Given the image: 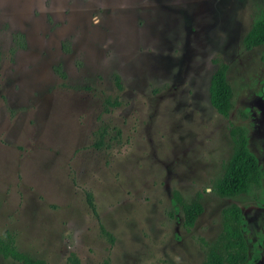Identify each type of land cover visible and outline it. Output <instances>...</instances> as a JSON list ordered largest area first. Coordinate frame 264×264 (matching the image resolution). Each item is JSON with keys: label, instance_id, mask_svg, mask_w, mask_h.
<instances>
[{"label": "rangeland", "instance_id": "rangeland-1", "mask_svg": "<svg viewBox=\"0 0 264 264\" xmlns=\"http://www.w3.org/2000/svg\"><path fill=\"white\" fill-rule=\"evenodd\" d=\"M261 14L264 0H0V234L47 264H198L196 237L211 242L235 203L245 264H264V44L241 42ZM219 62L261 173L222 198ZM173 190L201 194L188 231Z\"/></svg>", "mask_w": 264, "mask_h": 264}, {"label": "trees", "instance_id": "trees-1", "mask_svg": "<svg viewBox=\"0 0 264 264\" xmlns=\"http://www.w3.org/2000/svg\"><path fill=\"white\" fill-rule=\"evenodd\" d=\"M242 46L245 49L264 44V14L256 17L249 29L242 37ZM216 63L215 60H213ZM227 65L219 62L211 72L207 83L208 102L211 107L223 118H226L231 109L232 91L225 79ZM114 84L120 88L117 76ZM226 130L231 142V152L221 164V174L215 180L212 191L219 197L233 196L246 193L257 188L260 183V169L255 156L247 147L246 130L241 125L226 123ZM198 192L189 200H184L177 190L172 191V199L178 205L181 214V226L190 229L197 217L202 213L203 207L199 201ZM88 207L93 206L89 195L85 196ZM242 217L239 208L230 203L220 209V228L211 242L202 237H196V242L202 250V259L198 264H238L245 260L247 246L242 235ZM101 233L112 242V236L99 226ZM0 257L11 259L20 264H46L43 259L33 258L19 251L14 244V236L8 230L0 234ZM67 259L71 264H79L76 257ZM97 264H112L109 257L102 258Z\"/></svg>", "mask_w": 264, "mask_h": 264}, {"label": "flooded vegetation", "instance_id": "flooded-vegetation-1", "mask_svg": "<svg viewBox=\"0 0 264 264\" xmlns=\"http://www.w3.org/2000/svg\"><path fill=\"white\" fill-rule=\"evenodd\" d=\"M261 45V44H260ZM252 48V47H251ZM251 48H249V49H251ZM245 49V48H244ZM249 49H246V50H249ZM227 69V68H226ZM226 72V71H225ZM211 106V105H210ZM215 111V110H214ZM218 114V113H217ZM219 115V114H218ZM220 116V115H219ZM228 116H229V112H228V115H227V117L226 118H223L222 116H220V117H222L224 120H226V123L229 121L228 120ZM229 122H231V121H229ZM232 123V122H231ZM236 125V124H235ZM225 128H226V124H225ZM227 131V130H226ZM228 135V134H227ZM229 138V137H228ZM260 169V168H259ZM260 180H261V176H260ZM215 182V181H214ZM213 188V187H212ZM249 192V191H248ZM248 192H246V193H248ZM196 193V192H195ZM199 194H200V192H198ZM214 193V192H213ZM246 193H240L241 195L242 194H246ZM180 194V193H179ZM215 194V193H214ZM194 195V194H193ZM192 195V196H193ZM216 195V194H215ZM238 195V194H237ZM191 196V197H192ZM217 196V195H216ZM234 196V195H233ZM182 197V196H181ZM190 197V198H191ZM219 197V196H218ZM224 197H226V196H224ZM189 198V199H190ZM200 198H201V194H200ZM200 198H199V201H200ZM222 198V197H221ZM188 199V200H189ZM201 203V202H200ZM233 204H235V203H233ZM177 205V204H176ZM202 205V204H201ZM236 205V204H235ZM178 206V205H177ZM237 206V205H236ZM238 207V206H237ZM179 208V207H178ZM239 208V207H238ZM239 211H240V214H241V210H240V208H239ZM198 218V217H197ZM195 223V222H194ZM194 225V224H193ZM241 228H242V224H241ZM185 230V229H184ZM189 230V229H188ZM188 230H185V231H188ZM4 232V231H3ZM2 232V233H3ZM243 235V234H242ZM14 244H15V239H14ZM16 246V245H15ZM247 246V245H246ZM17 248V247H16ZM18 249V248H17ZM19 250V249H18ZM20 251V250H19ZM25 253V252H24ZM29 255V254H28ZM30 256V255H29ZM32 257V256H31ZM33 258H38V257H33ZM4 259V258H3ZM41 259V258H40ZM9 260H11V259H9ZM44 260V259H43ZM78 260V259H77ZM13 261V260H12ZM45 261V260H44ZM248 261V252L246 253V258H245V260L243 261V262H241V263H238V264H245L246 262ZM14 262H16V261H14ZM46 262V261H45ZM78 262H79V260H78ZM17 263H19V262H17ZM20 264V263H19ZM46 264H47V262H46ZM80 264V263H79Z\"/></svg>", "mask_w": 264, "mask_h": 264}]
</instances>
